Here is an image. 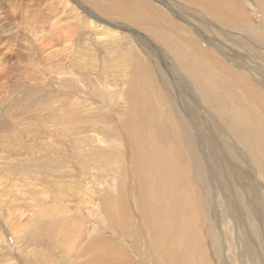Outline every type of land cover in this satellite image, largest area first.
<instances>
[{
	"label": "rangeland",
	"instance_id": "obj_1",
	"mask_svg": "<svg viewBox=\"0 0 264 264\" xmlns=\"http://www.w3.org/2000/svg\"><path fill=\"white\" fill-rule=\"evenodd\" d=\"M224 1L239 6L238 29L223 28V17L189 0L131 1L140 23L102 12L108 0H0V264H192V258L201 264H264V221L246 192L247 185L256 188V207L264 212V149L251 142L253 133L264 131V109L238 86V66L225 56H243L241 64L254 60L264 69V0ZM167 19L184 32L164 24ZM249 25L257 27V36ZM175 60L173 68L191 85L192 96L178 92L167 67ZM189 68L204 74L198 78ZM250 74L263 99L264 83ZM141 75L144 94L159 107H137ZM234 108L247 122L237 123ZM153 114L161 118L159 126ZM138 116L146 119L147 134L161 128L164 138L172 136L166 146L175 152L166 161L180 159L175 177L157 188L158 199L162 189L172 193L180 214L177 224L163 225L172 237L171 254L160 252L157 242L168 234L160 235L147 215L150 178L141 177L149 176L142 163L146 150L130 134ZM208 138L224 157L222 170L210 158ZM230 168L243 176V186ZM154 170L162 175L166 169ZM164 202H157L159 208ZM188 213L196 218L191 226ZM184 227L197 228L195 244L192 235H185L186 244L177 237ZM246 235L258 261L244 244ZM195 249L201 256L193 257Z\"/></svg>",
	"mask_w": 264,
	"mask_h": 264
},
{
	"label": "bare ground",
	"instance_id": "obj_2",
	"mask_svg": "<svg viewBox=\"0 0 264 264\" xmlns=\"http://www.w3.org/2000/svg\"><path fill=\"white\" fill-rule=\"evenodd\" d=\"M74 2H75V0H73ZM109 2V4L107 5V6H102V7H104V9L102 10V12H104V13H107V14H112V15H114V14H118V15H123V16H125V17H127L128 19L130 18V20H132V21H135V22H137V23H140V20L138 19L139 17H138V15L140 14V12L137 10L138 8H133V7H131V1L133 2L134 0H129V1H121V2H114V0H108ZM189 1H191V2H193V3H195V4H199V6H201V8H202V10L201 11H204L206 14H211V15H214V16H216V17H218V18H224V20H223V24L224 25H226V26H223V28L224 27H226V28H230V29H238L239 27H238V25L237 24H239V22H237L236 20H235V17L234 16H238V15H241V12L239 11V6L238 7H235L232 3H230V4H228V3H226L224 0H189ZM77 2V1H76ZM137 2V1H136ZM144 5L142 6V7H145V9H150V7L148 6V4L146 3V2H142ZM80 5V4H79ZM135 5V4H134ZM97 6H99V5H97ZM237 6V5H236ZM117 9H119V10H121L122 12H119L118 13V11H117ZM142 9L143 8H141L140 9V11H142ZM149 11V10H148ZM114 13V14H113ZM146 17H149V15L148 16H146ZM124 18V17H123ZM126 19V18H125ZM145 19V18H144ZM147 19H149V18H146V22L147 23H149L148 21H147ZM150 20H153V18H150ZM168 20V19H167ZM164 21V24H167V25H173L174 26V29H176V28H179L180 29V31L181 32H184V31H182V30H185L182 26H180L181 24L179 23V25H174V23H172V24H170L169 23V20L168 21ZM220 20V19H219ZM246 21H248V19L246 20ZM142 22V21H141ZM153 22H154V20H153ZM158 22V21H157ZM159 22H160V20H159ZM171 22V21H170ZM147 23H144V24H147ZM150 24V23H149ZM160 24V23H159ZM159 24H158V26H159ZM152 25V24H151ZM241 25H243V24H241ZM149 26V25H148ZM165 26V25H164ZM150 27V26H149ZM242 27V26H241ZM120 28V27H119ZM151 28H153V27H151ZM158 28V27H157ZM159 29V28H158ZM163 30H164V28H162ZM247 29L248 30H250L251 31V33L252 34H254V35H256L257 36V32H258V29H257V27H253V26H248L247 27ZM128 30H130L132 33H133V31L131 30V29H129L128 28ZM148 30V29H147ZM150 30V29H149ZM160 30V29H159ZM165 30H166V28H165ZM169 30V29H168ZM177 30V29H176ZM175 31V30H174ZM178 31V30H177ZM218 31L222 34V35H224V36H229V34L227 33L228 31L226 30V32L224 31V29H218ZM230 31V30H229ZM261 32V31H260ZM135 34V33H134ZM188 34H190V33H188ZM258 35H260V34H258ZM262 35V34H261ZM260 35V36H261ZM72 36L73 35H68V38H65V40H66V42H69V41H71V38H72ZM136 36V35H135ZM158 36V35H157ZM209 36V35H208ZM208 36H204V37H208ZM251 37V36H250ZM253 37V36H252ZM259 37V36H258ZM263 36H261V38H262ZM143 38V37H142ZM230 38V37H229ZM210 38H205V41L208 43V44H210L213 40H209ZM213 39H215V38H213ZM246 39V38H245ZM248 39H250V38H248ZM263 39V38H262ZM234 40V39H233ZM211 41V42H210ZM252 41V40H251ZM253 41H255V40H253ZM193 42V41H192ZM251 43V42H250ZM262 43V42H261ZM72 44V43H71ZM169 45H170V43H169ZM174 45V44H173ZM214 46V48H216L215 50L216 51H220V50H222V47H216L215 46V43H213V44H211V46ZM250 45H252V44H250ZM172 46V45H171ZM219 46V45H218ZM248 47V46H247ZM245 48H246V45H245ZM156 50V49H155ZM153 51V50H152ZM161 51V50H160ZM175 51H177V50H175ZM180 51V50H179ZM179 51H177V53H179ZM246 51H247V49H246ZM234 52V51H233ZM70 53V52H69ZM162 53V52H161ZM176 53V52H175ZM176 53V54H177ZM181 54V53H180ZM250 54V53H249ZM158 55V54H157ZM181 55H183V54H181ZM246 55V54H245ZM251 55V54H250ZM164 56V55H163ZM226 56V58H227V60L232 64V67H233V65L234 64H236V66H238L237 68H238V70H237V72L236 73H234V74H236L235 75V80L237 81L236 83L238 84V86L239 87H241V86H245L246 87V91H245V94L246 95H248L249 97H253V99H255V100H259L260 99V102H259V104L260 103H262V105L264 104L263 103V101H264V97H263V99H262V96H261V94H260V92H259V90L255 87L257 84H255V86L253 85V83H251V81H250V76H251V74H250V72L251 73H253V76L252 77H254L255 79L253 80V82H255V81H260L261 82V84L260 85H262V83H264V69H263V66H261L258 62H256V61H254V60H251V61H253V63L252 64H250V63H247V64H245V63H243V64H241V62H242V58H243V56H238V59L236 60L235 59V57H233V56H227V55H225ZM234 56H236V55H234ZM92 57H94V56H92ZM185 57V56H184ZM184 57H183V59H184ZM224 57V56H223ZM245 57V56H244ZM253 57V56H252ZM264 57V56H263ZM94 58H96V57H94ZM186 58V57H185ZM210 58V57H209ZM248 58V57H247ZM255 59V58H254ZM264 59V58H263ZM185 60V59H184ZM203 60V59H202ZM246 60V59H245ZM216 61V60H215ZM263 61V60H262ZM250 62V61H249ZM166 63V62H165ZM168 64V68L169 69H172L173 70V72H172V74H173V76H172V78H173V80H174V82H175V84L178 86V88L177 89H179V93L181 94V93H183V94H181V95H184L185 93H187L188 95L190 94V92H189V89H191L190 91H192L193 89H192V87H191V85L189 84V83H187V80H184V77L183 76H179V72H177V68L175 69V68H173V65H174V67L176 66V63H177V61L175 60V62H173L171 65L169 64L170 62H167ZM182 63V62H181ZM183 65H184V63H182ZM188 64V63H187ZM187 64L185 65V67L187 66ZM215 64H217V63H215ZM220 64V63H219ZM179 65H180V63H179ZM206 66V65H205ZM220 66V65H219ZM222 66V65H221ZM185 67H181V68H185ZM188 67V66H187ZM207 67V66H206ZM193 68V67H192ZM240 68H242V70L243 71H246V72H248L249 73V75H246V74H244V73H242L241 71H239V70H241ZM189 69H191V68H189ZM188 69V70H189ZM232 69V68H231ZM234 69H235V67H234ZM180 70V69H179ZM187 70V71H188ZM191 71H196V70H192L191 69ZM190 71V72H191ZM231 71V70H230ZM235 71V70H234ZM182 72V71H181ZM189 72V74L191 75V73ZM199 72H201V74H204V73H202V71H199ZM198 72V74H200ZM204 72V71H203ZM181 74V73H180ZM195 75H198V74H196V72L194 73ZM194 74H192V75H194ZM144 75V74H143ZM182 75V74H181ZM191 75V76H192ZM230 75H231V77L232 76H234V75H232V71H231V73H230ZM244 75V76H243ZM137 76V75H136ZM201 76H203V75H201ZM141 78H139V80H137L138 81V87H140L144 82L146 83V77H144V76H140ZM198 78L200 77L199 75L197 76ZM136 78V77H135ZM203 78V77H202ZM201 78V79H202ZM134 79V78H133ZM205 79V78H204ZM210 79V78H209ZM198 80H200V79H198ZM206 80H207V78H206ZM186 81V82H185ZM203 81V80H202ZM205 82V81H204ZM206 83V82H205ZM208 83V82H207ZM210 83V82H209ZM214 83V82H213ZM212 83V84H213ZM256 83V82H255ZM215 84V83H214ZM188 90V91H187ZM145 91V90H144ZM144 91H143V86H141V92H140V95H141V97H140V102L139 103H137V104H139V105H137V107L138 106H140V107H142V106H144V107H146L147 109V111H148V109L150 108V105H149V108H148V103L150 102V103H152L151 101H150V99H149V93H145L144 94ZM189 92V93H188ZM192 94H193V91L191 92ZM187 94H186V96H187ZM134 95V94H133ZM139 95V96H140ZM191 95V94H190ZM138 96V95H137ZM192 96V95H191ZM194 96H195V94H194ZM151 97V96H150ZM196 97V96H195ZM137 98V97H136ZM152 99V98H151ZM158 99V98H157ZM154 102V101H153ZM257 102V101H256ZM258 103V102H257ZM256 103V104H257ZM152 104H154L155 105V102L154 103H152ZM258 104V105H259ZM189 105V104H188ZM192 105V104H191ZM257 105V106H258ZM262 105H261V107H260V109L261 108H263L264 109V107H262ZM155 106H158V105H155ZM254 106V105H253ZM256 106V105H255ZM264 106V105H263ZM143 107V108H144ZM154 107V106H153ZM159 107V106H158ZM139 108V107H138ZM187 108H189V107H187ZM196 106L195 105H193L192 106V108H191V110H192V112L194 113L195 111H196ZM156 108H154V110H155ZM233 109V108H232ZM250 109H252V108H250ZM151 110V109H150ZM161 110V109H160ZM188 110V109H187ZM234 110L236 111V114L234 115L235 117H236V120H237V123L238 122H241V121H243L244 123L245 122H247V121H245V120H242V110L240 109V108H234ZM163 111V110H162ZM257 111H259V109H257ZM262 111V110H261ZM264 111V110H263ZM152 112H154V111H152ZM191 112V111H190ZM187 113V112H186ZM138 115V114H137ZM160 115V114H159ZM142 116H143V114H142ZM137 118V117H136ZM138 118H139V116H138ZM168 118H169V116H168ZM134 119H135V117H134ZM132 120V119H131ZM146 120V119H145ZM144 120V121H145ZM141 121H143V118H139V119H136L135 121H131V123L133 122V126L131 127V129H132V133H130V134H135L134 135V138H135V140L137 141V143H139V144H141V145H143V146H145L143 149H145L146 151L144 152L143 151V153L144 154H146L145 156L143 155V153H142V156H143V158H142V163H144L145 165H144V168H146V171H147V173L149 174V176L147 175V177H146V175H145V173H144V175L143 176H141V177H145V178H147V179H149L147 182V186L145 187L146 189V193H147V195H146V197H145V199H144V201L146 202V204L148 205V208L146 207V209H148V213H147V215L149 216V217H151V219H152V221L156 224V227H157V230H159V231H162V233L160 234V235H165V233L166 234H168V237L167 238H165V236H163V239H162V243H160V242H157L159 245H160V252H162V253H167V254H171L172 253V246L174 247V245H172V237L170 236L169 237V234H170V232H168V229H163V225H165V226H167V225H170L171 223V226L174 224V222H175V220H176V218H177V214H178V211H175L173 208H176L175 206H176V203H175V199H172V193L171 192H169L168 193V191L167 190H163L162 189V187H161V196L162 197H160V199H158V195H157V188L159 187V185L161 186V185H164V184H167L168 185V183L166 182V181H168V180H171V179H173L174 177H175V170L174 169H179V161H180V159L178 160V158H174V160H172V162H167L166 161V159H171V157H173V155H172V152H175V150H172V149H174L173 147H172V145H170L169 144V147H167L166 145H167V139H170V137H172V136H169V135H167V136H169L168 138L165 136V138H167V139H165L164 138V136L162 135V133L163 132H161V131H159L161 128H159V129H156V131H155V128L154 129H151V128H149V129H151L150 131H149V133L147 134V124H146V122L144 123V121L143 122H141ZM151 121L153 122V123H155V125H158L159 126V124L160 123H158V122H160L161 121V118L160 119H157V117H156V115H152V119H151ZM150 121V122H151ZM249 121V120H248ZM236 122V121H235ZM243 122H241V123H243ZM252 122V121H251ZM251 122L249 121V123H248V125H250L251 124ZM198 123V122H197ZM149 124V123H148ZM236 124V123H235ZM198 125V124H197ZM156 127V126H155ZM176 127V126H175ZM153 128V127H152ZM248 128V127H247ZM250 128V127H249ZM173 129V128H172ZM181 130V129H180ZM164 131H165V129H164ZM161 132V133H160ZM174 132H175V130H174ZM165 134H166V132H164ZM249 133H253V132H249ZM147 134V135H146ZM173 134V133H172ZM181 134V133H180ZM243 134V133H242ZM247 134V133H246ZM249 134H247L246 136H248ZM176 136V135H175ZM178 136V135H177ZM176 136V137H177ZM253 136H254V139L253 138H251L250 136V138H251V142L252 141H254V143L258 146L259 144L262 146L261 148L262 149H264V131L263 130H259L258 132H255V133H253ZM164 139H163V138ZM243 137V136H242ZM178 138V137H177ZM250 138H249V140H250ZM132 139V138H131ZM163 141V142H160V141ZM171 140V139H170ZM169 140V141H170ZM208 140V144H209V154H210V158H214V160H215V162H214V164H216V165H219L218 167L219 168H221V170H222V163H224V157L222 156V154L221 153H219L218 152V148H217V146H216V141L214 140V139H210V138H208L207 139ZM132 141V140H131ZM245 141H247L246 139L243 141L244 143H245ZM165 142V143H164ZM177 142V141H176ZM180 142V141H179ZM170 143V142H169ZM216 143V144H215ZM247 143H248V141H247ZM246 144V143H245ZM249 144V143H248ZM137 145V144H136ZM256 146V147H257ZM135 147V146H134ZM176 147V146H175ZM140 148V147H139ZM142 148V147H141ZM252 148V147H251ZM260 148V149H261ZM254 150V149H253ZM259 150V149H258ZM260 151V150H259ZM264 151V150H263ZM142 152V151H141ZM141 152H140V155H141ZM139 153V152H138ZM162 157V158H161ZM257 157V156H256ZM173 159V158H172ZM161 160H164L163 162H161ZM167 164H168V166H167ZM137 165V164H136ZM148 165V166H147ZM160 165H162L163 167H165V171L163 170V174L162 175H160V172H158V170H154L153 171V169L154 168H159V166ZM138 167H139V165H137ZM142 167V166H141ZM143 169V168H142ZM141 168H140V170H142ZM144 170V169H143ZM220 171V170H219ZM230 171H231V173L233 174V176H234V180H235V182L237 183V184H239L240 186H243L242 185V183H243V176L242 175H240L238 172H235V171H233L232 170V168H230ZM141 172V171H140ZM140 174V173H139ZM159 176L161 177H163L164 179H161L160 180V178H159ZM211 176V175H210ZM141 179H143V178H141ZM145 181V180H144ZM159 181V182H158ZM161 181V182H160ZM163 181V182H162ZM228 181V180H227ZM158 182V183H157ZM146 183V182H145ZM144 183V184H145ZM229 183H230V181H229ZM232 184V183H231ZM141 187V186H140ZM232 187V186H231ZM143 188V187H142ZM166 189V188H165ZM247 189V190H246ZM246 192L248 193V199H251L252 200V202L254 201L257 205H259V198H258V196L257 195H259L258 193H257V190H256V188L254 187V186H251V185H247V187H246ZM141 190V189H140ZM143 191V190H142ZM239 192V191H238ZM246 193V194H247ZM145 194V193H144ZM169 194H171L170 196H168ZM239 194V193H238ZM236 195V194H235ZM240 195V194H239ZM189 197V196H188ZM187 197V198H188ZM163 198H164V204H166V206H164L165 208H159V206H158V204L159 203H157V202H163ZM191 198V197H190ZM241 198V197H240ZM192 199V198H191ZM194 199V198H193ZM238 200H239V198H238ZM187 201V200H186ZM195 202H196V200H195ZM192 203H194V202H192ZM197 203V202H196ZM249 203V202H248ZM181 204V203H180ZM242 204H244V203H242ZM160 205V204H159ZM198 205V204H197ZM196 204H195V206H197ZM249 205V204H248ZM257 205H255V207L253 206V204H252V206H253V209H252V211L253 212H255L254 214H255V216L256 217H258L259 218V221L261 220V222H263L264 221V219H263V217H264V212L258 207H256ZM231 206L233 207V209L235 210V212L237 213V218L240 220H238L239 221V224H240V222L241 223H243L244 221H241L242 220V217H241V213H240V209H239V207L238 206H240V205H238V204H236V202L234 201V202H232V204H231ZM183 207V206H182ZM145 208V207H144ZM188 207H186V209H187ZM241 208V207H240ZM255 208V209H254ZM145 209V210H146ZM170 209H173V211L171 210L169 213H171L170 214V216L169 217H165V216H162V218H160V219H162V220H160L159 221V216H160V214H162L163 212H164V210H167V212L170 210ZM178 209V208H177ZM243 209V208H242ZM188 210V209H187ZM190 210H192V209H189L188 211L190 212ZM195 210H196V208H194V212H195ZM251 211V210H250ZM251 211V212H252ZM164 213H166V211L164 212ZM190 213H192V212H190ZM235 213V214H236ZM244 213V212H243ZM168 214V213H167ZM187 214V213H186ZM189 214V213H188ZM195 214V213H194ZM252 214V213H251ZM252 216V215H251ZM254 216V215H253ZM156 217H158V218H156ZM186 217V216H185ZM190 220H189V222H188V220H187V224L186 225H193L192 223H194L193 221H194V219H196L194 216H193V214L192 215H190L189 214V216H187ZM178 218H180V214H179V216H178ZM255 218V217H254ZM236 220V219H235ZM169 221H170V224H169ZM178 221H180V219L178 220ZM186 221V220H185ZM238 221H237V223H238ZM196 222V221H195ZM167 223V224H166ZM183 223H184V221H183ZM248 223V222H247ZM175 224H177L176 222H175ZM149 225H150V223H149ZM242 225H244V224H242ZM171 226H170V228H171ZM149 227H152V226H149ZM176 227V226H175ZM192 228V227H191ZM180 229V228H179ZM195 229H197L196 227H195ZM195 229H191V230H193V232H190L191 230H188V228L186 227V229H185V227L182 229V231L184 232V233H186V234H184V233H181L180 234V232H179V235L177 236L179 239H182L183 240V242H184V244H186V242H185V235H187V237H191V235H192V242L195 244V242H196V235H197V231L195 230ZM155 230V229H154ZM171 231V230H170ZM153 232V231H152ZM178 232V231H177ZM155 233V232H154ZM157 234V233H156ZM175 234V233H174ZM171 235V234H170ZM152 236V235H151ZM156 236H158V235H156ZM156 236H155V238H156ZM172 236H174V235H172ZM242 237V236H241ZM162 238V237H161ZM245 238H246V243H245ZM157 239V238H156ZM177 240V239H176ZM157 241H159V240H157ZM181 241V240H180ZM243 241H244V244L247 246L248 245V247H251V250L249 249V248H247L248 250H250V253L252 254V255H250V256H253V258L252 259H255V260H257L258 261V259H259V251H258V249H256V247H254V245H255V243L253 242V239H252V237H249V236H244V238H243ZM179 242V241H178ZM156 243V242H155ZM173 243H175V242H173ZM191 243V242H190ZM190 243H189V247H190ZM177 245H178V243H177ZM179 246V245H178ZM177 246V247H178ZM180 247V246H179ZM181 248V247H180ZM176 249V248H175ZM175 249H174V251H175ZM182 249V248H181ZM191 249V248H190ZM180 250V249H179ZM193 250V249H192ZM189 251V250H188ZM194 253H192V255H193V257L195 256V255H199V256H201L200 254H199V252L195 249V251H193ZM246 252H249V251H246ZM190 253V252H189ZM188 253V254H189ZM178 254V253H177ZM176 254V255H177ZM186 254V253H185ZM187 254V255H188ZM175 255V256H176ZM183 255V254H182ZM174 256V255H173ZM184 256V255H183ZM186 256V255H185ZM184 256V257H185ZM190 256H191V253H190ZM198 256V257H199ZM164 257V256H163ZM197 257V258H198ZM166 258H167V256H166ZM171 258V257H170ZM176 258V257H175ZM186 258H190L191 259V257H187L186 256ZM185 258V259H186ZM181 259V258H180ZM180 259H179V261H180ZM170 260V259H169ZM171 260H173V258L171 259ZM174 260H176V259H174ZM183 259H181V261H182ZM195 260V258L193 259H191V262H192V264H201V263H199V261L201 260V258L199 259V261L197 262V263H194V262H196V261H194ZM197 260V259H196ZM177 261V260H176ZM167 262H168V260H167ZM185 262H183V264H184ZM187 264V263H186ZM191 264V263H190Z\"/></svg>",
	"mask_w": 264,
	"mask_h": 264
}]
</instances>
